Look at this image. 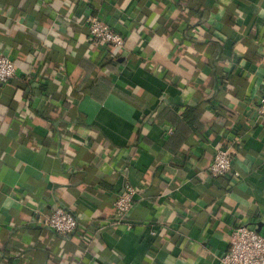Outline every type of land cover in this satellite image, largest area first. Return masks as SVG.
<instances>
[{"label":"crops","instance_id":"0c3cea01","mask_svg":"<svg viewBox=\"0 0 264 264\" xmlns=\"http://www.w3.org/2000/svg\"><path fill=\"white\" fill-rule=\"evenodd\" d=\"M0 51L18 67L0 84V264H223L235 226L264 234V0H0ZM221 146L239 176H210ZM59 205L71 235L42 221Z\"/></svg>","mask_w":264,"mask_h":264},{"label":"built area","instance_id":"2783aa9c","mask_svg":"<svg viewBox=\"0 0 264 264\" xmlns=\"http://www.w3.org/2000/svg\"><path fill=\"white\" fill-rule=\"evenodd\" d=\"M86 24L89 34L98 45L105 46L117 54L126 44L125 36L115 31L108 23L98 16L87 14ZM15 60L0 51V84L12 80L17 74ZM257 114L264 120V94L259 97ZM234 141L239 140L238 135L232 136ZM233 172L239 176V172L233 169V156L228 146L217 148L213 163L209 168V174L213 177H222ZM139 191L130 183H126L122 192L117 195L114 203L116 217L114 223L126 220V215L136 203ZM43 223L52 230L62 235H71L79 228V220L76 215L66 207L59 205L53 208L42 219ZM128 223V229H131ZM152 234H156L153 230ZM228 251L221 256L223 264H264V234L247 224H239L231 231Z\"/></svg>","mask_w":264,"mask_h":264},{"label":"trees","instance_id":"16d2710c","mask_svg":"<svg viewBox=\"0 0 264 264\" xmlns=\"http://www.w3.org/2000/svg\"><path fill=\"white\" fill-rule=\"evenodd\" d=\"M10 81H11V80H10ZM10 81H9V82H10ZM7 83H8V82H7Z\"/></svg>","mask_w":264,"mask_h":264}]
</instances>
